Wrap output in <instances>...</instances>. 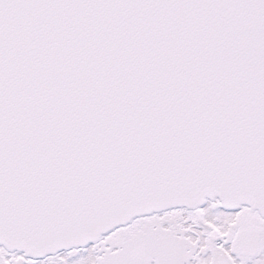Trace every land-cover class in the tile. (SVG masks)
<instances>
[{
	"label": "snow or ice",
	"instance_id": "snow-or-ice-1",
	"mask_svg": "<svg viewBox=\"0 0 264 264\" xmlns=\"http://www.w3.org/2000/svg\"><path fill=\"white\" fill-rule=\"evenodd\" d=\"M0 264H264V0H0Z\"/></svg>",
	"mask_w": 264,
	"mask_h": 264
}]
</instances>
